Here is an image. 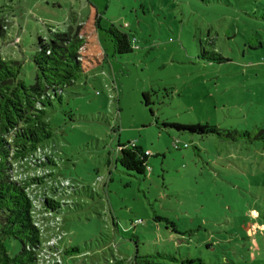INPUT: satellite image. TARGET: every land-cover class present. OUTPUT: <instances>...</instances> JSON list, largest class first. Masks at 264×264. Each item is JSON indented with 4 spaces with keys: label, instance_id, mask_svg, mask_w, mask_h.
<instances>
[{
    "label": "rangeland",
    "instance_id": "1",
    "mask_svg": "<svg viewBox=\"0 0 264 264\" xmlns=\"http://www.w3.org/2000/svg\"><path fill=\"white\" fill-rule=\"evenodd\" d=\"M2 17L23 29L26 84L36 37L84 25V72L47 109L48 168L75 189L59 220L37 221L49 243L63 230L79 248L63 264H264V142L172 127L264 129V0H0ZM111 26L131 53L113 55ZM120 145L149 152L145 176L120 167Z\"/></svg>",
    "mask_w": 264,
    "mask_h": 264
},
{
    "label": "trees",
    "instance_id": "2",
    "mask_svg": "<svg viewBox=\"0 0 264 264\" xmlns=\"http://www.w3.org/2000/svg\"><path fill=\"white\" fill-rule=\"evenodd\" d=\"M17 24L15 20L0 18V264H43L52 260L55 264H63L64 257L79 254V248H68L63 244L67 236L63 230L56 241L49 243L37 224L38 216L59 220L62 207L68 205L69 189H75L70 180H63L48 168L56 163L48 146L53 132L47 109L53 106L54 100L61 102L65 89L73 86L84 72L86 34L84 25H76L65 31L53 29L37 36L30 59L35 75L33 82L26 84L19 79L22 62L18 57L23 55V29ZM106 36L112 44L113 55L133 51L132 39L117 27L111 26ZM16 37L18 43H15ZM12 45L18 52L14 57L8 56L6 51ZM213 56L212 62H228L217 53ZM153 95V91L143 92L142 103L149 107ZM172 127L198 136L214 134L231 141L244 138L247 142H264V129H257L252 135L220 130L208 124ZM174 147L178 148L177 142ZM119 148L117 162L120 167L126 172L145 176L149 152L136 145H120ZM154 219L165 221L176 232L173 223L159 217ZM7 240L19 245L14 256L8 255ZM171 260L178 264H205L200 259L171 257ZM123 262L116 260L113 264Z\"/></svg>",
    "mask_w": 264,
    "mask_h": 264
}]
</instances>
